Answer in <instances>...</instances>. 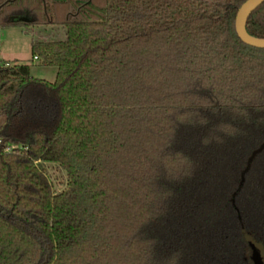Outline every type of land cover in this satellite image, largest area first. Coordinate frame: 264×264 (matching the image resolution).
Masks as SVG:
<instances>
[{"label": "trees", "instance_id": "16d2710c", "mask_svg": "<svg viewBox=\"0 0 264 264\" xmlns=\"http://www.w3.org/2000/svg\"><path fill=\"white\" fill-rule=\"evenodd\" d=\"M244 1L0 0V29H65L30 42L54 81L0 61V264H255L247 237L264 264V48L236 33ZM245 28L264 38V2Z\"/></svg>", "mask_w": 264, "mask_h": 264}, {"label": "rangeland", "instance_id": "374dc122", "mask_svg": "<svg viewBox=\"0 0 264 264\" xmlns=\"http://www.w3.org/2000/svg\"><path fill=\"white\" fill-rule=\"evenodd\" d=\"M64 37L65 29L57 25L0 29V56L8 59L7 63L9 64L14 62L28 64L31 75L54 81L56 68L44 65L41 58L33 57L30 42L32 39L48 41L61 40ZM2 122L3 119L0 118V126ZM7 146L9 150L17 147L15 144H8ZM42 167L56 192H60L67 187V173L59 164L44 162Z\"/></svg>", "mask_w": 264, "mask_h": 264}, {"label": "water", "instance_id": "95a60500", "mask_svg": "<svg viewBox=\"0 0 264 264\" xmlns=\"http://www.w3.org/2000/svg\"><path fill=\"white\" fill-rule=\"evenodd\" d=\"M264 0H245L239 7L235 17V30L239 38L246 44L264 48V38H256L248 34L245 28L247 17L260 5ZM248 241L253 249L252 258L255 264L263 263V252L260 244L253 242L249 237Z\"/></svg>", "mask_w": 264, "mask_h": 264}, {"label": "crops", "instance_id": "0c3cea01", "mask_svg": "<svg viewBox=\"0 0 264 264\" xmlns=\"http://www.w3.org/2000/svg\"><path fill=\"white\" fill-rule=\"evenodd\" d=\"M0 60H3L5 62H8V59H5L4 57H1V56H0Z\"/></svg>", "mask_w": 264, "mask_h": 264}, {"label": "built area", "instance_id": "2783aa9c", "mask_svg": "<svg viewBox=\"0 0 264 264\" xmlns=\"http://www.w3.org/2000/svg\"><path fill=\"white\" fill-rule=\"evenodd\" d=\"M35 58H37V57H35ZM4 150L5 151H10L9 148H8V146H6Z\"/></svg>", "mask_w": 264, "mask_h": 264}]
</instances>
